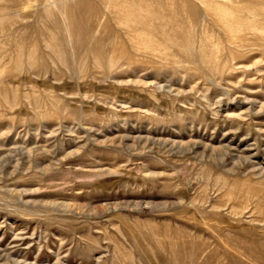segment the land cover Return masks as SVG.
<instances>
[{"label": "rangeland", "instance_id": "obj_1", "mask_svg": "<svg viewBox=\"0 0 264 264\" xmlns=\"http://www.w3.org/2000/svg\"><path fill=\"white\" fill-rule=\"evenodd\" d=\"M0 251L264 264V0H0Z\"/></svg>", "mask_w": 264, "mask_h": 264}, {"label": "bare ground", "instance_id": "obj_2", "mask_svg": "<svg viewBox=\"0 0 264 264\" xmlns=\"http://www.w3.org/2000/svg\"><path fill=\"white\" fill-rule=\"evenodd\" d=\"M226 146H228V145H226ZM226 146L218 147V149H220V151H219L220 154H224L227 151V147ZM78 148L76 147V149H78ZM46 171H47V169H46ZM19 193H20V191H19ZM9 194H11V193H9ZM17 195H18V193H17ZM50 205H53V204H50ZM135 205H138V203H135ZM119 207H123V205H121L120 203H117L115 205H107L105 207L102 206L101 208L97 209L98 210L97 214H100V213L103 214V213L107 212L108 210H115V209H118ZM0 259L3 260V261L0 262V264H26L24 262H20V260H18V259H14V256H12L11 254H9V253H1V251H0Z\"/></svg>", "mask_w": 264, "mask_h": 264}]
</instances>
